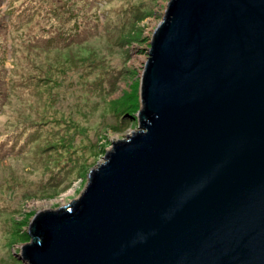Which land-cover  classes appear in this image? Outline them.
<instances>
[{
    "label": "water",
    "instance_id": "obj_1",
    "mask_svg": "<svg viewBox=\"0 0 264 264\" xmlns=\"http://www.w3.org/2000/svg\"><path fill=\"white\" fill-rule=\"evenodd\" d=\"M138 129L32 218L25 264H264V0H169Z\"/></svg>",
    "mask_w": 264,
    "mask_h": 264
},
{
    "label": "rangeland",
    "instance_id": "obj_2",
    "mask_svg": "<svg viewBox=\"0 0 264 264\" xmlns=\"http://www.w3.org/2000/svg\"><path fill=\"white\" fill-rule=\"evenodd\" d=\"M168 2L40 0L26 28L3 16L0 264H25L15 253L34 215L78 197L113 141L138 129L141 77Z\"/></svg>",
    "mask_w": 264,
    "mask_h": 264
},
{
    "label": "trees",
    "instance_id": "obj_3",
    "mask_svg": "<svg viewBox=\"0 0 264 264\" xmlns=\"http://www.w3.org/2000/svg\"><path fill=\"white\" fill-rule=\"evenodd\" d=\"M3 2L4 0H0V42H1V46L4 44L3 41H1V39L5 38L7 35L6 24L5 26L3 25L5 23L3 16H7V15L11 16L13 14H18L21 23L24 24V28H26L28 21H30L35 16V9H36L37 4L40 2V0H11L10 6L6 9L5 13H2L1 11V5ZM44 29L45 28L42 27L39 29V31L44 30ZM31 34H33V32H26L24 29V32L22 33L21 37H17V39H19L20 42L27 44L28 38L30 37ZM15 35L16 34H13V36ZM24 36L26 37L25 39H23ZM62 41H64V43L68 42L69 44L73 43L70 37H64ZM21 140L22 139L20 138V135H18L14 138L12 143L14 145H17L21 142Z\"/></svg>",
    "mask_w": 264,
    "mask_h": 264
}]
</instances>
